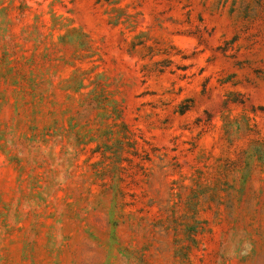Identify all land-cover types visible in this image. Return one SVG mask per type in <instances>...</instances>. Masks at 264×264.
<instances>
[{
	"label": "rangeland",
	"instance_id": "obj_1",
	"mask_svg": "<svg viewBox=\"0 0 264 264\" xmlns=\"http://www.w3.org/2000/svg\"><path fill=\"white\" fill-rule=\"evenodd\" d=\"M0 264H264V0H0Z\"/></svg>",
	"mask_w": 264,
	"mask_h": 264
}]
</instances>
